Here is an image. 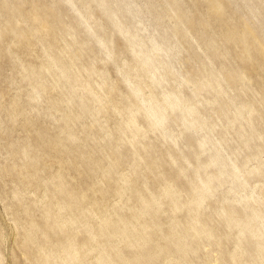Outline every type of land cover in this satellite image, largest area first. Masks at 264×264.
I'll return each instance as SVG.
<instances>
[{
	"label": "bare ground",
	"instance_id": "obj_1",
	"mask_svg": "<svg viewBox=\"0 0 264 264\" xmlns=\"http://www.w3.org/2000/svg\"><path fill=\"white\" fill-rule=\"evenodd\" d=\"M152 1L0 0L7 9L3 22L11 23V47L23 57L22 102L19 94L5 109L15 123L24 117L18 124L25 145L11 142L9 167L0 170V187L14 178L12 204L4 211L16 222L3 223L0 216V246L15 235L10 228L23 231L21 263L10 253L11 264H264V191L251 186L248 175L255 170L247 167L264 151V112H258L264 99H249L257 95L252 84L264 68V46L239 34L236 49L252 61L240 72L216 48L205 54L207 75L194 85L214 95L208 100L179 89L188 78L177 89L166 88L178 54L176 27L187 19L178 1L169 0L166 18L175 28H164ZM240 1L235 9L254 18L261 35V2ZM223 10L214 0L206 14L227 23L231 17ZM102 15L113 34L105 31ZM115 34L131 53L118 69L126 91L93 66L94 60L114 61ZM235 35L229 29L227 39ZM215 58L218 69L211 67ZM258 92L263 97L264 89ZM104 117L111 124L104 126ZM150 134L165 147H155ZM188 138L194 144L181 153ZM123 144L130 149L120 150ZM192 153L195 163L188 160Z\"/></svg>",
	"mask_w": 264,
	"mask_h": 264
},
{
	"label": "rangeland",
	"instance_id": "obj_2",
	"mask_svg": "<svg viewBox=\"0 0 264 264\" xmlns=\"http://www.w3.org/2000/svg\"><path fill=\"white\" fill-rule=\"evenodd\" d=\"M177 1L181 8V11H183V17L187 19V21H185L183 27H181V30L183 32L176 27L177 32H176V37L173 40V45L176 46L175 48L178 54L173 57L174 58V60H172L173 67H172V71L170 72L168 76L169 79L166 84V88L169 87V88L177 89L180 80L188 78L190 83H188L187 85H184L183 87H180L179 89H181L182 92L183 93L185 92V94L187 95L194 96L196 100H201V98L208 100V98H211L214 95H212L211 92H205V91L198 93V91H196V88H195L196 85H194V83L197 80V77L207 75V72H208L207 66L202 65L204 62L203 59L205 57V54L207 53L210 54L212 52V49L216 48L215 52L217 53V55L221 57H226V58L228 57L227 58L228 62L229 61H230L229 63L232 62L231 64L234 66V69L240 72V70H242V67L246 68L252 65V61L249 58L244 59L243 56L241 55V51L236 49V44L240 37L239 34L246 33L247 34L245 37L246 41H260L261 46L263 47L264 46V30L261 32L262 33L261 35H258L257 30L254 27L256 20L250 16L247 17L243 9H241L240 11L235 9V7L238 4H240L241 2L240 0H218L224 9L223 12L229 14V17H231V19H228L227 23L225 21L222 22L216 19V17L214 16H213V19H211L206 14L209 12V6L212 4L214 0H177ZM258 1L261 2V5H259V9H257V11L260 13L261 12L264 13V0H255V2H258ZM151 3L157 4V8L155 9L153 13L156 15H159V14L163 15L164 28L168 27L167 23H169L170 26H174L173 25L174 23L171 22V19L169 17L166 18L167 10H169L168 7L170 6L169 0H153ZM6 12H7V9L5 7L3 8L0 5V16L3 15L2 17H0V21H1L0 23V36H1L0 43L4 44L3 47L7 48L5 50L6 52L0 49V170H3L9 167V163L6 161L9 158V153H7V151H9V148H6V147H8V145L11 142H15L14 145L17 146L18 149L21 148V144L23 148L25 144L21 143V140L22 138L24 139L26 135V132L23 129L24 127L23 124H22V127L20 124H18L19 123L18 120L20 121V123H22L21 121L23 120L22 118L24 117L23 116L22 118L19 117L17 122L15 123L9 116H7L8 114L6 113V109H5V107L8 108L10 103L16 99L15 97L17 95L20 94L19 98L20 99L22 98V81H21L22 79H21L20 73L18 72V69L23 59L21 53H19L20 52L19 49L15 47H11V45L13 44V38H12V35H9V31H6L8 30L9 27H11V23L3 22L4 21L3 18H5ZM71 14L72 13L70 12V19H71ZM177 14H178L177 12H174L173 16ZM203 15H204V18H203ZM100 21L102 24H104L103 26H104L105 31L107 33L113 34L111 32V29L107 25L108 17L106 15H102L100 18ZM66 22H68V17H66ZM201 23H203V26L200 25ZM173 28H175V26ZM229 29L232 30V32L233 30H235L236 32H238V35H235L233 38L227 39L228 34H229ZM161 33L162 31L158 33L157 38L159 39L161 38L160 37ZM146 34L143 35L144 39H145ZM252 35H256L257 37L256 40H255V37H253ZM109 37L110 35H108V38ZM113 39L114 41H113L112 58L114 59V61L107 60L106 62H103L101 60H94L93 66L95 65L96 67L105 71L112 79H114L117 82H120V78H119L120 70L118 69H122V64L125 62V60L131 58V53L128 51L126 42L121 35L115 34L113 36ZM202 39H206V42L200 43ZM160 41L162 43H165L163 39H160ZM204 44H208L210 46L204 45ZM87 47L90 48V45H88ZM0 48H2L1 45H0ZM101 55H106V54L102 52ZM11 57H14V59ZM198 59H201V63L199 62ZM214 60L216 61L213 62L211 67H214V69H216L217 67H219V65H221V61H217V58H215ZM198 64H200V67L199 66L197 67ZM221 72L224 74L225 70H222ZM100 81H101L100 78L96 77L94 83L98 84ZM120 83H122L123 91L129 90L125 82L122 81ZM229 83L232 84L231 81ZM252 86L257 90V93H256L257 95L249 99L252 102L256 100L261 101V99H264V95L262 97V95L258 92L259 89L261 90L264 89V68L258 71L257 75L254 77ZM19 98L16 99V101L19 100L20 102H22V99L20 100ZM262 104H264L263 101H262ZM29 106H32V105H27L26 107H29ZM199 107L200 108L204 107L202 104V101L200 102ZM213 108H216V106L207 108V110H211ZM258 112L259 113L264 112L263 105L259 108ZM27 113L29 114V111ZM228 114L231 116L232 112L230 111ZM246 115L247 113L245 114V116ZM27 117H29V115H27ZM84 120H85V123H87L88 125L94 122L92 117L84 118ZM137 121L140 125H143L146 122V119L139 115ZM102 123L104 126L111 124L110 119L109 118L107 119L106 117L103 118ZM74 129L76 130V127ZM96 135L98 134L97 133L94 134V136ZM150 136L152 138V144L155 147H160V148L165 147V146H162L163 141L159 140L154 134H150ZM187 140L183 141V147H182L181 153L186 154L188 152L187 145L191 146L192 144H194V140L189 139V138ZM17 141H20V142H17ZM111 145H112L111 143L108 144L109 152H111ZM6 149L8 150L6 151ZM129 149L130 148L124 144L121 145L120 147V150H129ZM30 155H32V153ZM187 155H188V160L190 161V163H195L197 161L193 153L187 154ZM158 156L162 157V154L159 153ZM120 158L124 159L126 158V156L121 153ZM39 162L40 160L38 161V163ZM18 164H20V161H18ZM263 164H264V151L258 158L251 159L247 167L248 169L255 170L254 173H252L251 175H248L251 180V186H257V188L264 191ZM163 168L170 169L171 167L169 164H166ZM248 169H245V171H247ZM47 174L48 173L46 172V174H42V175L46 176ZM143 175L146 178L149 174H145L144 172ZM99 179H101V177ZM12 180L14 181V178L9 176L5 180L7 181V185L5 187L4 186L0 187V214H1L0 216L1 217L3 216L2 217L3 223L6 221L8 222V224H12V223L16 224L14 220V215L11 214L10 212L6 213L4 211L6 204L8 203L12 204L11 193H9L13 185ZM3 192L4 193L6 192L5 196ZM210 213L212 215V214H215L216 212L212 213V210H211ZM22 220L24 224L27 223L28 221L27 219H22ZM11 230H13V227L10 228V233L15 232V235L12 236V233H11V236L10 237L8 236L4 241H2L1 246H0L1 253H2V256H1L2 259H0V264H11L9 260V256H8V254L10 255V253L16 254L21 263V255H22L21 251L22 250L20 249L18 245H19V242L22 241L23 231H22V228L19 229L18 227H17V230L15 229L13 231Z\"/></svg>",
	"mask_w": 264,
	"mask_h": 264
}]
</instances>
